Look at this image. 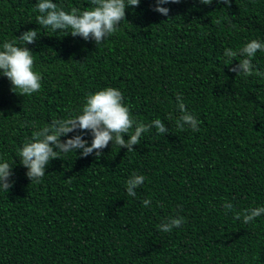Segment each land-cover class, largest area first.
Here are the masks:
<instances>
[{
	"label": "trees",
	"instance_id": "trees-1",
	"mask_svg": "<svg viewBox=\"0 0 264 264\" xmlns=\"http://www.w3.org/2000/svg\"><path fill=\"white\" fill-rule=\"evenodd\" d=\"M52 2L66 12L92 7ZM36 3L0 0V50L37 29L26 46L41 76L40 90L21 96L0 75V163L14 173L11 189L0 190V264H264V214L243 222L246 209L264 207V76L255 75L264 73V52L247 77L230 71L241 57L224 55L264 43V0H181L160 5L167 17L153 11L155 0H140L99 45L39 26ZM107 87L123 95L130 134L157 118L168 132L153 126L132 152L110 142L98 159L61 153L31 182L18 150ZM177 96L199 131L177 128ZM133 173L145 177L134 197L126 191ZM179 217L180 227L159 230Z\"/></svg>",
	"mask_w": 264,
	"mask_h": 264
},
{
	"label": "clouds",
	"instance_id": "clouds-1",
	"mask_svg": "<svg viewBox=\"0 0 264 264\" xmlns=\"http://www.w3.org/2000/svg\"><path fill=\"white\" fill-rule=\"evenodd\" d=\"M180 2L181 0H155L156 7L153 11L167 17L169 8L160 5ZM212 2L213 0H199V3L203 5H210ZM90 3L92 5L90 10L80 12L72 8L71 12H66L58 8L52 0H37L35 8L39 12L36 18L37 24L53 32L70 29L72 37L79 36L85 41L91 40L99 45L106 37L117 32L121 21L125 20L126 8L139 6L140 0H90ZM216 3L230 6L231 0H216ZM37 39V29H30L22 32L14 41L4 42L0 50V75L10 82L11 91L21 96H30L41 88V76L33 70V54L26 46L33 44ZM258 50L264 52V43L255 39L246 43L238 51L226 49L224 55L232 61L237 56L241 57L230 71L245 77L253 75L254 66L251 60ZM255 75L264 76V73L256 71ZM123 100L121 91L116 88L107 87L98 90L86 97L78 114L67 119H54L50 125L34 132L32 139L25 142L17 152L19 163L27 169L26 177L31 182H39L44 177L50 161L59 159L61 153L79 152L82 158L95 154V158L98 159L102 155V150L108 147L110 142L120 148H126L127 152H132L135 150L133 145H138L142 134L148 132L153 126L159 134L168 132L165 124L157 118L148 125L136 124L134 133L130 134L134 120ZM177 101L181 113L175 121L177 128L184 130L187 125L192 131H199L197 119L187 112L179 96ZM69 133L74 135L62 142L61 137H66ZM85 134L91 135L90 144L83 138ZM12 169L8 162L0 163V190L8 192L13 186L14 182L10 181L14 175ZM144 180L143 175L133 173L126 182L127 194L134 197L135 189L142 185ZM150 203L148 199L143 201L146 207ZM224 207L230 210L233 206L225 203ZM261 214H264V207L246 209L243 213V222L250 223ZM240 216L241 214L237 213L235 218L240 219ZM184 222L183 217L174 218L159 225L158 228L160 231L170 232L173 227L178 228Z\"/></svg>",
	"mask_w": 264,
	"mask_h": 264
}]
</instances>
